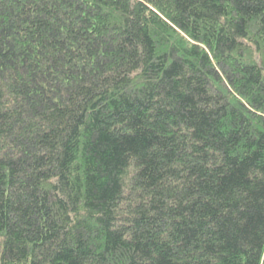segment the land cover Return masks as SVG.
Returning <instances> with one entry per match:
<instances>
[{"label": "trees", "instance_id": "trees-1", "mask_svg": "<svg viewBox=\"0 0 264 264\" xmlns=\"http://www.w3.org/2000/svg\"><path fill=\"white\" fill-rule=\"evenodd\" d=\"M0 264H264V0H0Z\"/></svg>", "mask_w": 264, "mask_h": 264}]
</instances>
